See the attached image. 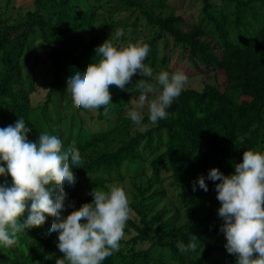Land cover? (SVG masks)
<instances>
[{
    "label": "trees",
    "instance_id": "obj_1",
    "mask_svg": "<svg viewBox=\"0 0 264 264\" xmlns=\"http://www.w3.org/2000/svg\"><path fill=\"white\" fill-rule=\"evenodd\" d=\"M31 1L26 8L0 0V127L20 117L30 140L55 127L63 143L79 149L83 164L73 168L75 184H65V215L90 201L94 186L125 187L131 212L124 236L101 264H235L219 230L216 181L206 177L214 166L230 174L244 150H264V0H202L196 21L167 10V0ZM117 29L120 46L149 44L153 77L137 73L128 91L109 86L108 105L81 108L65 87L66 72L98 60L96 46ZM161 69H181L190 81L200 76L202 87L186 84L170 115L155 124L145 106L141 129L127 110L138 98V79L154 83ZM121 132L127 136L118 138ZM199 175L207 191H193ZM51 218L46 212L44 221L25 224L14 246L0 247V264L63 259L57 234L46 230ZM193 234L201 243L180 253L177 241Z\"/></svg>",
    "mask_w": 264,
    "mask_h": 264
},
{
    "label": "clouds",
    "instance_id": "obj_2",
    "mask_svg": "<svg viewBox=\"0 0 264 264\" xmlns=\"http://www.w3.org/2000/svg\"><path fill=\"white\" fill-rule=\"evenodd\" d=\"M121 35L122 30L117 29L112 39L107 37L96 46L98 60L75 65L66 72L65 87L81 108L95 110L108 105L112 102L109 86L128 91L125 86L137 73L153 77V68L145 63L149 44L137 41L120 46L116 39ZM187 81L181 69H161L154 83L138 79L139 95L127 110V117L142 129L147 106L149 122L166 119L170 115L167 109ZM157 89L158 94L150 97ZM31 131L20 117L0 127V247L14 246L24 225L44 221L47 212L52 218L46 230L57 234L56 246L63 253V259H57L56 264H101L120 248L131 212L129 194L120 184L94 186L89 192L91 200L65 215L63 210L69 206L65 203V184H75L73 168L83 164L81 152L71 142L63 143L64 137L55 127L44 128L35 141L26 135ZM233 168L225 175L214 166L206 177L216 181L224 247L236 257L235 264H264V150H244ZM206 178L199 175L193 191L197 185L207 191ZM198 243L200 240L193 234L187 243L177 241L176 248L180 253L190 252Z\"/></svg>",
    "mask_w": 264,
    "mask_h": 264
},
{
    "label": "rangeland",
    "instance_id": "obj_3",
    "mask_svg": "<svg viewBox=\"0 0 264 264\" xmlns=\"http://www.w3.org/2000/svg\"><path fill=\"white\" fill-rule=\"evenodd\" d=\"M213 1L219 2V0H213ZM13 2L16 6L24 4L26 8L31 7V4H32L31 0H13ZM167 2L170 4L169 6H167L168 7L167 10L174 8L176 13L183 14L190 21H196L197 20L198 14H199L201 8L203 7L202 0H167ZM42 80L44 83H47L49 80V77H44V78H42ZM190 82L192 83V85L194 87H200V86L202 87V82H201L200 76H195V77L193 76L191 81L188 79L186 84L188 85V84H190ZM126 136H127L126 132H121L120 135L118 136V138L119 137H126ZM168 174H169V171H165L164 175H168ZM166 186H168L169 195L172 196V193L174 191L173 187H171L169 182H166ZM263 206H264V204H263ZM183 211H185V210H183ZM182 216L184 217L183 214H182ZM126 237H128V236L126 235ZM226 264H229V262Z\"/></svg>",
    "mask_w": 264,
    "mask_h": 264
}]
</instances>
